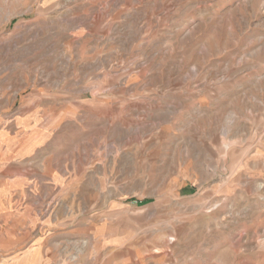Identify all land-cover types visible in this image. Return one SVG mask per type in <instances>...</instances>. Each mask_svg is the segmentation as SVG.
I'll return each instance as SVG.
<instances>
[{"label":"rangeland","instance_id":"obj_1","mask_svg":"<svg viewBox=\"0 0 264 264\" xmlns=\"http://www.w3.org/2000/svg\"><path fill=\"white\" fill-rule=\"evenodd\" d=\"M0 155V261L264 264V0H0Z\"/></svg>","mask_w":264,"mask_h":264},{"label":"crops","instance_id":"obj_2","mask_svg":"<svg viewBox=\"0 0 264 264\" xmlns=\"http://www.w3.org/2000/svg\"><path fill=\"white\" fill-rule=\"evenodd\" d=\"M2 160H3L2 159V155H0V163L1 162L5 163ZM4 161H6V160H4ZM21 163L23 164V160L20 158V162H19L18 157L14 156V160H11L12 166L8 167V168H5L4 164H3V166L0 168V172L13 170V166H15V167L18 166L19 167V165H21ZM9 181L12 182V184H14V186H16V188H15V190L12 191V193H10L9 196H6L4 194V192H2L1 203H4L5 201H10L11 198L15 202L16 199L21 198L20 194H19V193H21V191H20L21 190V188H20L21 179H20L19 175L17 173H15V175L12 176V180H9ZM0 184H5V181H0ZM17 219H20V220H17ZM24 219H25L24 216H20V218L16 217V218H14V221L12 223L11 222V218H10V219H7L8 222H6L4 224H1V227L4 229V232L1 233V235L3 237H5V236L15 237V238L17 237L16 250L17 249L18 250H22V246L24 245V240H23L22 236H23V234L33 233L34 229L32 227H34V228L37 227L38 232L41 233V231L38 229V228H40V226L33 225L32 223L31 224L23 223ZM53 230H55V229H53ZM51 232H52V229H51ZM39 233H38V235H39ZM47 239H48L47 240L48 244L44 243L42 240H39L40 243H38V245H36V246H38L39 249L40 248L41 249H45V247L43 248L42 245H48L47 248H51L52 246H54L53 242H52V239L49 238V237ZM0 252H2V251L0 250ZM5 258H7V257H5ZM24 259H25L24 257H18L15 261L13 260V262H16L14 264H19L22 261H24ZM101 262L104 263V261H101ZM10 263L11 262L9 260H7V259L0 261V264H10ZM45 264H47V262ZM48 264H49V262H48ZM53 264H56V263L53 262ZM64 264H89V263L81 261V260H78V261H71V262L67 261V263L65 262ZM94 264H101V263L100 262H96Z\"/></svg>","mask_w":264,"mask_h":264}]
</instances>
